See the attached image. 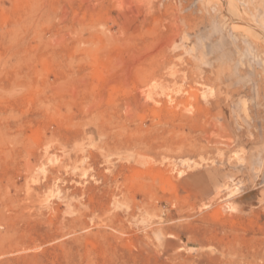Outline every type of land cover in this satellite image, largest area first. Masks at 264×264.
<instances>
[{
    "label": "rangeland",
    "instance_id": "1",
    "mask_svg": "<svg viewBox=\"0 0 264 264\" xmlns=\"http://www.w3.org/2000/svg\"><path fill=\"white\" fill-rule=\"evenodd\" d=\"M137 1L0 0V264H264V0Z\"/></svg>",
    "mask_w": 264,
    "mask_h": 264
},
{
    "label": "bare ground",
    "instance_id": "2",
    "mask_svg": "<svg viewBox=\"0 0 264 264\" xmlns=\"http://www.w3.org/2000/svg\"><path fill=\"white\" fill-rule=\"evenodd\" d=\"M137 2H138L139 5H142V4L143 5H142V7L138 8V9L135 8L138 11V14L137 15L131 14L130 15L131 19H132V17L134 18V17H137L139 15L142 16L143 13L145 15V13L150 11V9L152 8V5H154V4L150 3V0H146V1L138 0ZM152 3H154V2H152ZM224 7H225V3H223V9H224ZM225 13L228 16V19H230V21L233 24H235V25L236 24L237 25L238 24H240V25L242 24V25L246 26V24L242 20H238L235 17L231 16L232 14H229L226 10H225ZM144 17L145 16H143V18H142V22H144ZM189 25H190V23L188 24V26ZM246 27H249V28L255 30L254 27H252L251 25L250 26H246ZM180 30L181 29H179L177 26H175V24H173V26L171 27L170 32H168L167 37L165 38V40H166L165 43L162 44V43H158L157 42V43H154V44L151 45V50L147 51V49H146V53L143 56V60H142L143 61V65H141L142 71H143L142 72L143 73L142 81L148 82L150 80H157L159 76L161 77L160 74L162 73L163 70L170 69L169 71H171L172 68L169 67V64H172L171 62H173L172 61L173 55L169 51L170 50L169 47H170L171 43L173 42V39L176 38V36H178V34H180ZM254 34H255V36H257L256 33H254ZM185 37H186V35H185ZM189 72H190V75L188 77V84L190 85V87H191V84H194L196 82L205 83V82H210V80L212 79L211 77L208 76L209 74L208 75L204 74L203 73L204 71L201 72L202 74H204L202 76H200V75L198 76V74H196V72L194 74V72H192L190 70H189ZM143 91L146 93L145 94L146 99L147 100H151L152 99V95L151 94H153V90L151 88H146ZM186 91H187V89H186ZM187 92H188V95L186 97H184L183 100H179L178 98H171V100L174 101L175 103H178L179 101L180 102H185L186 101V103H187V102L190 101V98L193 97L195 99V103L196 104L202 105V104H200V102H199L200 100H199L198 96L196 95V93H194L193 91H189V89H188ZM153 98H154V96H153ZM212 103H213V101H208L207 104H205V106H204L206 111L209 112V115H211V112H212V109H211L212 108V106H211ZM174 105H176V104H174Z\"/></svg>",
    "mask_w": 264,
    "mask_h": 264
}]
</instances>
